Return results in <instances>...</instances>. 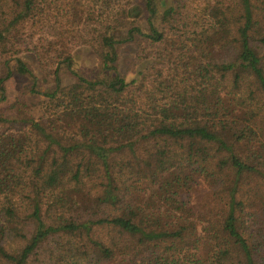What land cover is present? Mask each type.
Here are the masks:
<instances>
[{
    "label": "trees",
    "instance_id": "obj_1",
    "mask_svg": "<svg viewBox=\"0 0 264 264\" xmlns=\"http://www.w3.org/2000/svg\"><path fill=\"white\" fill-rule=\"evenodd\" d=\"M1 70L0 264H264V0H0Z\"/></svg>",
    "mask_w": 264,
    "mask_h": 264
},
{
    "label": "rangeland",
    "instance_id": "obj_2",
    "mask_svg": "<svg viewBox=\"0 0 264 264\" xmlns=\"http://www.w3.org/2000/svg\"><path fill=\"white\" fill-rule=\"evenodd\" d=\"M74 58V71H77L82 76L88 79H95L98 77L99 73V58L91 47L81 46L75 48L72 52ZM136 47L134 45L123 46L118 49L119 61H118V70L121 76H123L128 82L132 81L136 77V69L134 66V60L136 57ZM22 60L27 63L28 68L32 72L33 76L37 78V91L40 93L45 92L48 88L53 86V79L47 75L42 67L40 66L37 57L34 53H25L20 56ZM16 63L14 61L9 62V70L13 73V76L5 82V100L6 102L2 107H8L13 105L18 99H21L24 95V89L26 87L31 88L33 86V81L30 76H21L16 72ZM0 74H5L4 71H0ZM62 84L70 85L76 82V77H74L69 71H65L61 75ZM36 99V103L34 101ZM30 104H38L40 101L38 98L32 96V99L27 96H23V102ZM40 107L36 109L31 107L28 111H35V114H39ZM198 192L195 195V202L197 204L204 203L207 198V188L201 185L198 188ZM247 226L251 228V231L255 230L253 228L255 222L250 217L246 220Z\"/></svg>",
    "mask_w": 264,
    "mask_h": 264
}]
</instances>
